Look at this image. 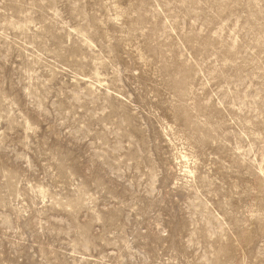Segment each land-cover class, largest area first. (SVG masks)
Listing matches in <instances>:
<instances>
[{"label":"rangeland","instance_id":"obj_1","mask_svg":"<svg viewBox=\"0 0 264 264\" xmlns=\"http://www.w3.org/2000/svg\"><path fill=\"white\" fill-rule=\"evenodd\" d=\"M0 264H264V0H0Z\"/></svg>","mask_w":264,"mask_h":264}]
</instances>
